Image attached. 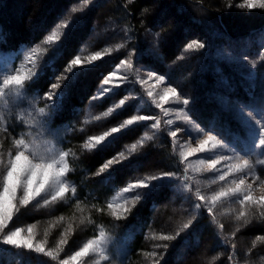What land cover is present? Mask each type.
<instances>
[{"label": "trees", "instance_id": "16d2710c", "mask_svg": "<svg viewBox=\"0 0 264 264\" xmlns=\"http://www.w3.org/2000/svg\"><path fill=\"white\" fill-rule=\"evenodd\" d=\"M16 1L0 0V52L12 55L15 63L29 56L35 62L29 64L28 76L35 72L38 78L26 81V94L37 107L45 108L43 123L59 133L61 149L69 152L66 179L75 193L69 191L47 206L34 207L33 201L25 207L17 200L19 212H14L4 232L34 228L44 252L0 244V264H61L100 232L112 241L109 252L118 264H264V241L258 239L264 237V218L250 215L249 223H236L232 210L226 212L225 202H217L211 213L207 207L196 209L194 204L208 201H199L197 191L205 196L218 182L213 183L210 172L193 173L170 134L148 127L154 120L124 129L107 149L83 147L89 137L133 116H158L137 82H124L92 99L104 89L107 76L130 59L131 69L146 68L165 76L169 85L190 98L191 117L207 130L214 128L216 134L230 129L232 140L241 141L242 148L245 135L236 111L241 105L264 100V61L259 58L264 48V9L239 7L243 0ZM17 6L15 19L12 11ZM73 8L79 11L73 12ZM65 21H70L69 28L61 29ZM53 32L64 36L63 46L46 65L57 47L45 43ZM191 41H202L205 48L186 50ZM117 45L124 47L117 50ZM97 51L104 55L89 64L88 57ZM78 54L81 63L92 70L82 72L75 81L70 76L58 79L65 74V64ZM254 60L255 68L250 63ZM57 82L67 86L59 110L44 98L49 85ZM121 99L126 100L125 105L117 108ZM109 109H113L110 115L94 119ZM22 124L26 125L22 112L0 114V152L12 150V139L27 130ZM145 134L152 139L140 145ZM133 144L137 147L130 154ZM122 151L130 158L101 174L105 161ZM247 158L256 165L252 171L259 177L257 181L264 183V165L256 164L264 156ZM165 172L175 173L178 179L154 181L159 187L152 190L134 188L125 192L122 206L113 204L118 190ZM137 194L142 198L136 200ZM189 222L190 227L184 229ZM164 236L175 238L162 239Z\"/></svg>", "mask_w": 264, "mask_h": 264}, {"label": "snow or ice", "instance_id": "6c2138e0", "mask_svg": "<svg viewBox=\"0 0 264 264\" xmlns=\"http://www.w3.org/2000/svg\"><path fill=\"white\" fill-rule=\"evenodd\" d=\"M242 8L247 9H264V0H246V3L238 5ZM73 12L79 11V9L73 8ZM70 21L63 22L59 27L61 29H68ZM64 38L59 32H53L49 35L45 43H54L57 45L52 50V57H49V60L45 62L47 65L50 61L56 57L62 48L61 40ZM124 47V45H117V50ZM205 44L202 41H191L186 45V50H200L204 49ZM107 51L110 53L111 48H108ZM134 53H129V56ZM104 53L97 51L92 56L88 57L89 64L93 61L99 60ZM259 58L261 61H264V48L261 49ZM29 62L34 64V61H31V56H29ZM244 60H248V57H243ZM253 68L256 66V61H250ZM121 66H127L131 69L132 64L131 60L123 61ZM65 74H63L58 79L68 80L69 76L72 81H75L84 71H90L91 68L83 65L81 63V56L78 54L73 59H71L64 66ZM14 73V74H12ZM115 75V73H112ZM33 77H37V73L33 72L31 76L25 77L19 73V69L14 67L11 73L5 74L0 78V104L7 105L9 103L13 104V107L17 104H24L26 102L25 92H26V81L29 83L32 82ZM149 78H155L158 83L165 82V76L157 75L154 72L148 74ZM38 78V77H37ZM109 78H106L103 83L108 84ZM122 80L125 83H135L136 81H129L127 75L122 77ZM145 80H139V83H145ZM64 88L63 91H58L60 88ZM112 91L111 89H101L100 93L97 96L92 97V99H99L102 95L107 92ZM67 93V86L61 85L59 82L49 85V90L44 93V98L51 102V107L59 110L61 107L64 97ZM147 96L151 97L149 101V106L155 104L156 107H162L161 104L156 102V96L152 91L147 92ZM172 99L174 104L179 105L180 107L177 110V118L184 121L187 124L192 125L196 131V138L199 135H204V139H199V145L196 148H192L187 155L185 152H181V158L186 159L188 155H192L196 152H204L206 146L211 144V149L209 151L213 152V155L207 159V164L209 168L216 169V166L222 161H230L234 157L239 161L235 164L225 165L228 168V173L237 172L244 173V176L231 180V184L235 187H224L220 191L216 192L206 204L196 203L194 207L200 209L201 207H207V212L211 213L213 206L217 202L221 201L222 198L232 199L234 202L238 203L241 206H249L248 211L241 210L236 216V220L243 221L245 224L249 223V217L258 216L259 218H264V196H261L259 199H254L251 191V184L246 185L245 177L252 175L253 183L259 179L258 176H255L253 169L256 165L250 162V159L245 157H251L254 154L264 156V100L259 104H249L241 105L238 108L241 127L245 135V143L242 148H237V145L233 143L230 129H226L224 132H219L217 135H213L215 131L214 128H210L207 132L201 128L195 121L191 119L188 113V105L190 103V98L181 96L180 92L177 91L176 87H166L163 90V94L159 96V99L164 103H168L169 99ZM15 102V103H14ZM126 100L121 99L116 105L117 108L125 105ZM113 109H109L102 116L94 117L95 120H100L104 117H107L111 114ZM173 110L164 109V115L169 116ZM40 116L45 115V108L38 109ZM155 120L154 123L148 127L152 129H158L160 127V122L154 116L148 115H136L131 119H127L126 122L111 127L108 131L103 132L101 135H95L89 137L87 142L83 145L85 149H99L104 150L109 146L115 144L119 139L120 135L124 129L136 124L139 121H148ZM39 121L35 117L29 122V124H36ZM167 125L171 126L173 124L172 119H167ZM44 125L41 124V127ZM22 127L26 125L22 124ZM7 131V128L5 129ZM177 130H171L170 135L172 137L177 136ZM191 130H189L190 132ZM50 134V133H49ZM218 137H224L223 139ZM151 140L152 137L145 134L144 138L139 141L140 145H143L144 140ZM137 145L133 144L131 153H134ZM219 150V151H214ZM127 151V150H126ZM130 154L126 156L125 151L119 152L113 157L109 158L101 166L99 172L102 174L105 170L111 168V166L116 164H122L125 159L130 158ZM69 156L68 151H57L55 146L49 144L46 140H41V133L33 131H25L23 134H17V138L12 139V150L0 152V244L21 250L35 251L37 253H43L44 249L42 247L34 248L32 240L27 237H23L21 233L24 231L23 228L16 227L14 230H9L7 233L4 232L5 228L8 227V222L13 219L14 212H19L17 206V194L21 193L19 197V204L21 206H28L33 201L36 202L35 206H47L48 204L62 199L65 195L71 191L75 193V187L69 185V182L66 180L67 173L69 172V167L66 158ZM199 165H204L206 163L205 159H199L197 161ZM257 165H264V159H257ZM189 168L192 167L191 164L188 165ZM187 171V169L185 170ZM219 172L218 180L224 181L228 173L221 171V169H216ZM166 179H178L175 173H161L159 175H153L147 177L146 179L138 181L132 187L135 189H149L152 190L156 187H159L158 184L153 183L154 181H163ZM215 181H213L214 183ZM246 185V186H245ZM185 188L188 191H191L189 185H185ZM125 191H129L128 188H125ZM196 196L199 201H206V197L201 195L197 191ZM142 198V194H137L135 199L139 200ZM211 205V206H208ZM108 207H112L111 204ZM253 208L255 211H253ZM128 211V209H125ZM190 223H185L183 225L184 229L190 227ZM219 227L222 229L223 225L220 224ZM238 230V229H237ZM28 233L31 234L33 229L29 227L27 229ZM179 235V232L176 233ZM235 233H233V236ZM174 236H164L162 239L170 240L174 239ZM258 239L264 241V237H259ZM61 244L64 243L63 240L60 241ZM166 247V246H165ZM255 247V242L253 244ZM232 248H235V245H232ZM90 253L98 254L100 260L106 261L107 264H111V258L106 253L105 248V238L104 233L100 232L97 239H91L80 248L79 251H76L74 255H71L67 260H63L61 264H69V260L77 261L80 257H87ZM48 256H53L52 252L47 253ZM152 255H156L152 253ZM231 259V257H230Z\"/></svg>", "mask_w": 264, "mask_h": 264}, {"label": "rangeland", "instance_id": "374dc122", "mask_svg": "<svg viewBox=\"0 0 264 264\" xmlns=\"http://www.w3.org/2000/svg\"><path fill=\"white\" fill-rule=\"evenodd\" d=\"M17 1H19V0H17ZM17 1L15 3H17ZM243 2L246 3V0H243ZM39 3L40 2H37L36 5H39ZM18 9L19 8L17 6L15 8V10L12 11L13 12V18H15V19H16V15H18V13L16 12ZM96 34L100 35L99 33H96ZM28 58L27 59L25 58V60H23V61L20 60L17 63H15L12 55L0 52V78H2L7 73H11L12 69L14 67L19 69V73L22 76H25V77L28 76L30 73L29 71L31 69V68H29L30 62H29ZM31 61H32V59H31ZM122 64H123V61L114 69L113 72H111L107 76V78L110 77V79H109L108 84L103 83L104 89L113 90L114 88L119 87L121 84L124 83V81L122 80V77L125 75L128 76L129 81L133 80V81H136L137 83H139V80H145L146 81L145 83H142V84L139 83L141 88H142L144 100L147 102L151 101L152 98L147 96V92L152 91L154 93V95L156 96V102L162 105V107H156L155 104H152V106H154L159 112L158 116L156 117V119H158L160 122L159 128L164 129L166 131V133H168V134H170L171 130L179 129L176 137H172L170 135L172 138V141L174 143L175 149L178 151V153L180 154L183 151L187 155V153L192 148L198 147L199 139H204L205 138L204 135H199V137L196 138L197 134H196L195 128H193L192 125L187 124L184 121L179 120L177 118V110L180 106L177 104H174L171 98L169 99L168 103H164L163 101H161L159 99V96L163 94V90L166 87L171 86L168 84L166 79H165L164 83H158L154 77L153 78L148 77V74L150 72H153V71L148 70L146 68H138L135 70L129 69L127 66H121ZM112 73H115V75H112ZM154 73H156L157 75H160L157 72H154ZM12 74H14V73H12ZM83 87H85V86H83ZM26 93L27 92H25L26 102L22 105L17 104V106L13 107L12 103H9L7 105L0 104V114L3 115L5 113L22 112L23 117L25 118V121H26V126H27L26 131L35 130V131L41 133V140H46L49 144H52L55 146V150L61 151L62 149L59 145V141H60L61 137L58 136L59 133L55 132V131H50L48 129V125L46 123H43L45 121L44 119L47 115V111L45 110V115L43 117L40 116V114L38 113V109H40V108L36 106V103L34 102L33 97L26 94ZM164 109H172L173 111L171 112V114L169 116H165L164 115ZM187 114L189 115V113H187ZM236 114L239 115L238 109L236 111ZM33 117H35L36 120L39 121V123L29 124V122L32 120ZM239 118H240V116H239ZM167 119L173 120V124L171 126L167 125V123H166ZM191 119L193 121H195L201 128H203L205 130V132L208 131L196 119H194L193 117H191ZM154 122H155V120H154ZM41 124H43L44 126L41 127ZM189 130H191V131L189 132ZM213 135H217V134L215 132H213ZM218 138L223 139L222 137H218ZM240 142L241 141H239V140L235 141V142L233 141V143H235L237 145V148L240 147ZM210 149H211V144L206 146V150L204 152L193 153L192 155H188L187 158L185 159L187 165H189V164L192 165V167L190 169H191V171H193V173H197V172L209 173L210 172V174L214 176L212 178V181L218 182V185H216L217 187L211 188V190H208L205 193V197L207 198V200H210L211 197L216 192L220 191L224 187H235V185H232L230 183L231 180L236 179L238 181L239 178L244 176V173H237V172L228 173V168L225 165L235 164V163L239 162L234 157L232 160L222 161L220 164H218L216 166V169H221V171L228 173V175L226 176V179L224 181L218 180L217 177L219 176L220 173L217 172L216 169L209 168V166L207 164V159L213 155V152L209 151ZM214 151H219V150H214ZM245 158H247V157H245ZM199 159H205L206 163L204 165H199L197 163V161ZM245 180H246V185L251 184V186H252L251 191H252V196L254 199H259L261 196H264V183H260L257 180L255 181V183H253V176L252 175L245 177ZM137 182L138 181L131 182L125 188H128L129 191H132L134 189L132 186L134 184H136ZM125 188L118 190L116 193V196H114L112 202L115 206H119V207L122 206V203H121V205H119V204L124 199L125 192H126ZM20 195H21V193L18 192L17 200H19ZM219 202H225V204H223V205L227 206L226 212H228L229 210H232L231 216L234 217L233 220H236V216L238 215L239 211H241L243 209H247V205L241 206L238 203H235L234 198H232V199L222 198L221 201H219ZM16 203H17V201H16ZM230 206H231V208H230ZM236 221H237L236 223L243 222L242 220L241 221L236 220ZM21 228L24 229V231L21 233V235L23 237L30 238L32 240L34 248L42 247L41 243L39 241H36L38 234L34 228H32L33 231L31 234H29L27 231V229L29 227H27V228L21 227ZM104 238H105L106 253L111 258V264H118V262H115L113 260L112 255L109 252L112 241L107 237V235H104ZM69 263H71V264H107L106 261L100 260L99 255L95 254V253H90L89 256H87V257L82 256V257L78 258L77 261L69 260Z\"/></svg>", "mask_w": 264, "mask_h": 264}]
</instances>
